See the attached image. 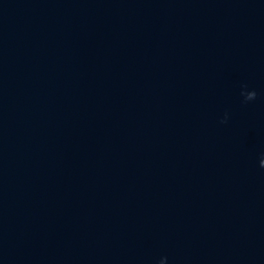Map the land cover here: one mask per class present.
Masks as SVG:
<instances>
[{
	"label": "water",
	"instance_id": "95a60500",
	"mask_svg": "<svg viewBox=\"0 0 264 264\" xmlns=\"http://www.w3.org/2000/svg\"><path fill=\"white\" fill-rule=\"evenodd\" d=\"M0 264H264V0H0Z\"/></svg>",
	"mask_w": 264,
	"mask_h": 264
}]
</instances>
